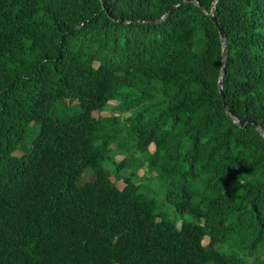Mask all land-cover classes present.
<instances>
[{"label": "trees", "instance_id": "16d2710c", "mask_svg": "<svg viewBox=\"0 0 264 264\" xmlns=\"http://www.w3.org/2000/svg\"><path fill=\"white\" fill-rule=\"evenodd\" d=\"M212 6L231 116L264 131V0H0V264H264V138L223 107ZM49 99L81 111L58 121ZM112 102L192 222L112 182Z\"/></svg>", "mask_w": 264, "mask_h": 264}, {"label": "rangeland", "instance_id": "374dc122", "mask_svg": "<svg viewBox=\"0 0 264 264\" xmlns=\"http://www.w3.org/2000/svg\"><path fill=\"white\" fill-rule=\"evenodd\" d=\"M47 113L56 118L58 121H64L69 117L78 114L81 111V107L76 100L61 99L53 100L49 99L46 103ZM118 117V126L121 129L119 135L120 146L112 145L114 152L110 154L105 162V169L108 175H111L112 182L117 187H123V179L130 177L131 181L140 187V191L146 193L148 196L155 200L156 207L155 212L162 213L164 216L178 228L182 221L192 222L193 216L188 213L178 214L174 211L173 206L168 204L165 200V191L167 186V179L162 177L158 173H152L148 168V163L145 161V155L140 153L131 138V133L126 129V118L128 114H121L116 110V102H112L105 107V111L101 114V119L108 117L111 113ZM39 125L34 122L30 125L27 135L22 144L18 146L14 152V156L20 157L26 154L30 148V143L35 137ZM95 147L99 148V142L96 141ZM122 159L126 160L125 165L119 172L115 173L116 164ZM115 173V174H114ZM94 175V169L86 168L77 180V185L81 186L88 182Z\"/></svg>", "mask_w": 264, "mask_h": 264}, {"label": "water", "instance_id": "95a60500", "mask_svg": "<svg viewBox=\"0 0 264 264\" xmlns=\"http://www.w3.org/2000/svg\"><path fill=\"white\" fill-rule=\"evenodd\" d=\"M213 8H214V6H212L211 11L208 14V16H209L210 20L212 21V23H214L215 27L218 30L219 37H220V40H221V43H222V49H223V51H222V66H221V71H220V76H219V81H218V90H219V93H220V96H221L223 107L225 109L226 114L230 117V119L233 121V123L237 124L240 127L244 126L246 123L253 124L255 126L256 130L264 138V131L262 130L260 125L257 123V121H255L253 119H249V118H243L240 121H238L237 119H235L234 117L231 116V112H230V110L228 108L224 93L222 91V80H223L224 73H225V43L226 42H225V37H224V33H223V30H222L221 26L214 19L213 15H212Z\"/></svg>", "mask_w": 264, "mask_h": 264}]
</instances>
